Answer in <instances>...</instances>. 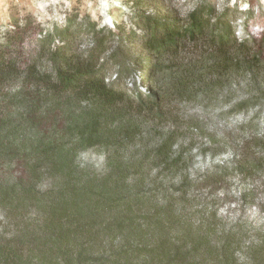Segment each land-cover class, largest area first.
Wrapping results in <instances>:
<instances>
[{"label": "trees", "instance_id": "16d2710c", "mask_svg": "<svg viewBox=\"0 0 264 264\" xmlns=\"http://www.w3.org/2000/svg\"><path fill=\"white\" fill-rule=\"evenodd\" d=\"M212 11L198 6L186 27L136 19L144 32L131 45L166 53L177 39L207 36L212 76H222L240 67L228 54L237 42L230 20L209 24ZM89 33L100 31L76 17L53 32L26 18L0 26V264H264L263 228L222 224L194 203L193 192L213 189L227 169L193 180L182 173L177 132L145 131L140 122L160 117L156 98L130 99L105 84V64L115 59L101 58L107 36L75 52ZM243 60V69L253 67ZM91 149L104 155L100 171L80 160Z\"/></svg>", "mask_w": 264, "mask_h": 264}, {"label": "rangeland", "instance_id": "374dc122", "mask_svg": "<svg viewBox=\"0 0 264 264\" xmlns=\"http://www.w3.org/2000/svg\"><path fill=\"white\" fill-rule=\"evenodd\" d=\"M200 5L213 10L209 24L222 17L230 20L237 45L228 54L240 67L230 65L222 76H212L214 62L207 36L177 39L175 48L166 53L131 45L132 34L144 32L136 19L163 18L186 27L187 15ZM72 17L94 23L95 31H100L95 37L90 33L77 37L76 53H85L97 39L107 36L109 52L101 58L115 52V59L105 64L106 85L130 99L137 94L156 98L160 117L149 121L140 117V122L145 131L177 132L173 149L187 162L182 173L193 180L217 168L227 169L213 189L193 192L197 195L194 203L205 213L215 210L222 224L246 222L264 229V0H158L156 4L142 0H0L3 30L26 18L42 31L53 32ZM240 43L248 49L242 50ZM243 59L253 67L243 69ZM147 138L152 136L146 135L143 143ZM80 160L100 171L105 158L91 149ZM248 161L257 167H246ZM238 168L245 170L239 173Z\"/></svg>", "mask_w": 264, "mask_h": 264}]
</instances>
